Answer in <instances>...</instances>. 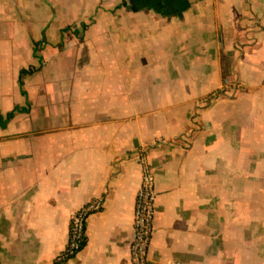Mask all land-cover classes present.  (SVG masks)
Listing matches in <instances>:
<instances>
[{
    "label": "crops",
    "instance_id": "obj_1",
    "mask_svg": "<svg viewBox=\"0 0 264 264\" xmlns=\"http://www.w3.org/2000/svg\"><path fill=\"white\" fill-rule=\"evenodd\" d=\"M156 139L149 264H264V0H0V264H132Z\"/></svg>",
    "mask_w": 264,
    "mask_h": 264
},
{
    "label": "built area",
    "instance_id": "obj_2",
    "mask_svg": "<svg viewBox=\"0 0 264 264\" xmlns=\"http://www.w3.org/2000/svg\"><path fill=\"white\" fill-rule=\"evenodd\" d=\"M238 85L225 80L221 87L210 95V99H217L221 95L232 94ZM167 142L156 139L152 144L136 151V162L140 168V185L135 196L133 209V240L130 245V259L132 264H149L148 251L153 234V219L157 193L155 177L148 161L150 147ZM103 199L96 198L82 206L69 220L68 241L65 248L55 257L54 264H61L74 258L84 247L86 242V226L88 218L101 211ZM170 264H179L171 262Z\"/></svg>",
    "mask_w": 264,
    "mask_h": 264
},
{
    "label": "trees",
    "instance_id": "obj_3",
    "mask_svg": "<svg viewBox=\"0 0 264 264\" xmlns=\"http://www.w3.org/2000/svg\"><path fill=\"white\" fill-rule=\"evenodd\" d=\"M22 75H24V72L22 71V73H21ZM22 84V82H21V79H20V85Z\"/></svg>",
    "mask_w": 264,
    "mask_h": 264
}]
</instances>
